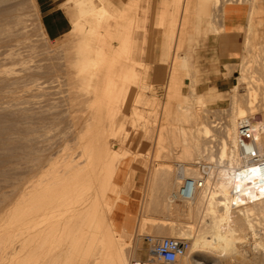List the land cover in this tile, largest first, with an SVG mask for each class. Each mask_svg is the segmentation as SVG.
<instances>
[{"label": "rangeland", "instance_id": "1", "mask_svg": "<svg viewBox=\"0 0 264 264\" xmlns=\"http://www.w3.org/2000/svg\"><path fill=\"white\" fill-rule=\"evenodd\" d=\"M110 1L124 9L128 0ZM182 1L134 0L122 24L137 16L132 43L139 64L131 63L129 73L105 71L96 87L80 78V66L91 64L77 47L92 37L74 26L80 19L75 0H0V264H117L119 254H125L124 264L148 262L144 236L175 238L192 222L204 228L201 208L176 212L170 192L181 181L175 179L178 165L195 177L199 161L212 165L214 176L229 167L220 159V140L232 102L244 106L253 93L255 115L263 117L264 0H191L207 2L210 20L188 35L193 66L177 76L170 37L175 5ZM46 5H59L68 18L69 30L60 37L45 31ZM231 12L244 14L237 59L203 66L217 59L214 40ZM173 82L181 83L193 105L189 111L205 120L207 134L176 109L175 100L183 98L171 97ZM191 89L202 95L204 107L194 103ZM196 136L201 150H194ZM129 196L136 198L134 215L128 225L116 224L114 211ZM253 221L264 227V216Z\"/></svg>", "mask_w": 264, "mask_h": 264}, {"label": "bare ground", "instance_id": "2", "mask_svg": "<svg viewBox=\"0 0 264 264\" xmlns=\"http://www.w3.org/2000/svg\"><path fill=\"white\" fill-rule=\"evenodd\" d=\"M195 1L198 3V0ZM75 2L79 7L80 19H75L73 21L74 26L77 27L80 32H84L85 35L92 37L89 40L83 39L77 47V52L81 54L80 57H82V61L91 64V66H80V78L89 80L93 85L95 83L97 87V81L107 75L105 72L107 70L110 71L108 74H111L114 70L122 71L123 74L126 72L129 73V71L132 70L130 65L131 63H134L131 61L132 30L135 26L136 18L134 16L132 20L131 15V20L127 19L128 22L124 24H122V22L125 20L129 11H131L134 0H128L125 2L124 9L118 8L117 5L110 0H101L100 5H96L93 0H75ZM182 2H184L182 5L179 3L175 5L176 15L173 16L175 24H177L176 20L180 17L178 34H175L179 40V44L174 50L172 49L171 57L175 62L173 66L174 68L171 69L176 71L173 73L174 71L171 70V72L176 75L179 71L180 73L178 72L177 76L186 73L187 71L186 62L182 53L186 36L188 33L199 28V20L207 22L210 20V13L208 7L205 5L207 2L199 4H194L191 0H186V3L185 1ZM228 10H231V8H228ZM197 11H199V13L201 11L202 14L198 15ZM109 20H112V22L110 21L111 23H109ZM250 20L252 21V17ZM248 28L246 27L247 30H249ZM173 31L170 41L173 40L174 43L175 38ZM172 73L171 76L173 78L174 76ZM243 75L244 74L241 75L242 80L245 77V75L244 77ZM177 76L175 77L177 78ZM180 87L181 83L179 82H173L170 86L171 97H174L175 95L177 97V95H179L183 98L181 100H175L177 101L176 109L183 114V118L192 117V126L195 131L198 132L201 130L207 134L209 128L206 124H203L205 120H202L203 122L200 121L195 112L189 111L192 104L185 98V95L181 93ZM94 88L95 87H93V89ZM95 90H97V88ZM192 94L195 96L193 99L194 103H196L198 107H204L205 102L202 95L196 94L194 91H192ZM232 99L235 100L234 96ZM254 100V94L248 93L244 106L238 104L236 101L232 102L235 105L233 104V109L231 110L226 125L223 128L224 138H221L220 140V159L222 160L226 158L229 167L227 169L219 168V175L214 176V173L212 174L211 172L212 165H209L210 168L206 177L203 179V186L191 199H180L176 197L177 190L170 192L169 202L174 203L173 206H176V212L179 211L180 213H183L181 211H186L187 213L191 208L196 209L199 207L201 208L202 213L205 214L203 215L204 218L200 216L202 218L200 223L204 224V228H201V225L199 226L198 224H195L196 222H192L194 223L192 226H187L188 228L185 227V229H179L177 232L178 235L176 234L177 236L174 234L175 239H178V237L181 239L182 237L190 241L189 250L182 257L184 260L182 264H192L188 261L187 254H191L190 258L195 264H246L248 260H253V264L256 262L257 264H264V227L261 226V228L257 226L260 229H256L257 227L253 221L256 216H264V167L259 166L258 163L251 160L242 159L236 146L239 124L241 122H247L252 131V140H254L256 151L260 159L264 161V114L263 117L262 115L261 117L260 115H255L256 109ZM181 102L185 105H182ZM201 109L204 110L203 108ZM175 128L177 127L175 126ZM178 129L179 131H184V128L181 126H178ZM173 131H175V129ZM187 139H185V142ZM206 141L208 140L206 139ZM190 142H192V139ZM193 143L195 145L194 150H196V147L197 149L201 148L197 136ZM198 145H200V148ZM186 170L188 171L189 168L185 169L183 166L178 165L175 179L182 180L184 178H198L197 176H189ZM176 188L178 189V187ZM51 200H54L53 197ZM177 201H180L183 204L176 205L175 203ZM249 239H252L251 243H249ZM246 244L249 245L247 247H249L251 253L244 248ZM133 250L134 249L132 248V253ZM207 255H209L210 258H207ZM250 255L252 257L249 259ZM124 256L125 254H119L118 260L116 259L117 264H124ZM147 260L148 262H143V264H154V260L150 254ZM247 264L249 263L247 262Z\"/></svg>", "mask_w": 264, "mask_h": 264}, {"label": "crops", "instance_id": "3", "mask_svg": "<svg viewBox=\"0 0 264 264\" xmlns=\"http://www.w3.org/2000/svg\"><path fill=\"white\" fill-rule=\"evenodd\" d=\"M41 2L43 4L45 3V0H41ZM43 17H44L43 20L46 24L45 31L49 37H52V38L60 37L69 30L68 18L66 17L65 13L63 12V10L60 8L59 5H55L54 7H49L48 5H46L44 8ZM135 18L137 21L136 15H135ZM176 21H177V24L174 30L175 40L173 43L174 48H176L179 44V40L177 36H175V34L176 35L178 34L180 17ZM198 22L200 26L198 29H196V31H199L201 29L202 23H204L206 26H208L209 24V21L207 22L204 20H199ZM243 24H244V14L243 13L231 12L230 14L224 17V21H223L224 31L220 35L216 36L214 40V44H213L217 59L216 60L213 59L214 61L211 65L206 64L203 66H224V64H227L228 62H231L237 59L238 37L241 33ZM139 27H141L140 24H139ZM166 34H167V31L165 30L163 33L165 38L167 37ZM189 34L190 33H188V35ZM188 35L186 36V39L183 45V50H182V53H183V56L186 62L187 70L193 66L192 61H191L192 55H191L190 50L187 49V44H186L189 38ZM132 42H133V39H132ZM163 47L165 48L164 44H163ZM207 53L206 55L208 56V58H210V56L213 54V52H209V50L207 51ZM131 61L139 64L138 61L133 59V43H132ZM174 63H175L174 59L172 58L173 66H174ZM212 79L216 80V78H212ZM215 85L217 86L218 84L215 83ZM126 201H127L126 204H124L123 206H120V208H117L113 214L114 222L122 226L128 225V223L131 221L132 216L134 215L133 208L136 203V198L134 196H129Z\"/></svg>", "mask_w": 264, "mask_h": 264}, {"label": "built area", "instance_id": "4", "mask_svg": "<svg viewBox=\"0 0 264 264\" xmlns=\"http://www.w3.org/2000/svg\"><path fill=\"white\" fill-rule=\"evenodd\" d=\"M252 131L247 122H241L237 130L236 146L242 159H248L264 167L256 151L254 140H252ZM199 172L198 178H184L180 181L176 197L180 199H191L197 191L203 186V179L210 168L209 163L197 162ZM148 243L149 253L154 261L164 264H174L182 258L189 250V242L185 239H175L169 237L144 236ZM130 264H143V261L133 260Z\"/></svg>", "mask_w": 264, "mask_h": 264}]
</instances>
